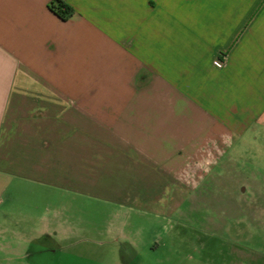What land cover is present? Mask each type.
Masks as SVG:
<instances>
[{
    "label": "crops",
    "instance_id": "0c3cea01",
    "mask_svg": "<svg viewBox=\"0 0 264 264\" xmlns=\"http://www.w3.org/2000/svg\"><path fill=\"white\" fill-rule=\"evenodd\" d=\"M51 1L0 0V182L171 219L264 145V0Z\"/></svg>",
    "mask_w": 264,
    "mask_h": 264
},
{
    "label": "rangeland",
    "instance_id": "374dc122",
    "mask_svg": "<svg viewBox=\"0 0 264 264\" xmlns=\"http://www.w3.org/2000/svg\"><path fill=\"white\" fill-rule=\"evenodd\" d=\"M238 152L242 159L231 171L240 173L194 181L193 196L171 219L118 214L92 199L1 181L0 264H37L25 257L45 234L54 236L55 251L45 264H264V189L250 187L255 177L264 187V145ZM68 208L72 225L83 229L63 239L74 230Z\"/></svg>",
    "mask_w": 264,
    "mask_h": 264
},
{
    "label": "flooded vegetation",
    "instance_id": "af4514ba",
    "mask_svg": "<svg viewBox=\"0 0 264 264\" xmlns=\"http://www.w3.org/2000/svg\"><path fill=\"white\" fill-rule=\"evenodd\" d=\"M51 239L49 237H44L42 238V240L39 242H37V244L35 243L36 247L34 246V248H32L31 250H29V252H27L26 254V259L29 260H36L37 264H45L44 263V259L47 255H52L55 253V251L53 249H51ZM30 246H32L33 244H29ZM34 258V259H33ZM34 261V262H36Z\"/></svg>",
    "mask_w": 264,
    "mask_h": 264
},
{
    "label": "trees",
    "instance_id": "16d2710c",
    "mask_svg": "<svg viewBox=\"0 0 264 264\" xmlns=\"http://www.w3.org/2000/svg\"><path fill=\"white\" fill-rule=\"evenodd\" d=\"M50 10L64 21L74 14V11L63 0H52Z\"/></svg>",
    "mask_w": 264,
    "mask_h": 264
}]
</instances>
